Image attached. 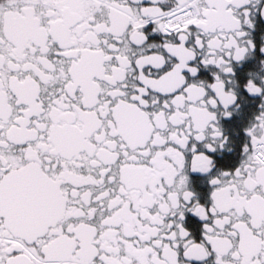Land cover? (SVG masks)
Returning <instances> with one entry per match:
<instances>
[{
    "label": "snow or ice",
    "instance_id": "6c2138e0",
    "mask_svg": "<svg viewBox=\"0 0 264 264\" xmlns=\"http://www.w3.org/2000/svg\"><path fill=\"white\" fill-rule=\"evenodd\" d=\"M0 264H264V0H0Z\"/></svg>",
    "mask_w": 264,
    "mask_h": 264
}]
</instances>
